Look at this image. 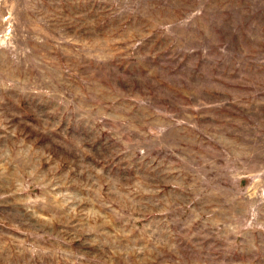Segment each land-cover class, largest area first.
I'll use <instances>...</instances> for the list:
<instances>
[{
    "label": "rangeland",
    "instance_id": "obj_1",
    "mask_svg": "<svg viewBox=\"0 0 264 264\" xmlns=\"http://www.w3.org/2000/svg\"><path fill=\"white\" fill-rule=\"evenodd\" d=\"M0 264H264V0H0Z\"/></svg>",
    "mask_w": 264,
    "mask_h": 264
}]
</instances>
